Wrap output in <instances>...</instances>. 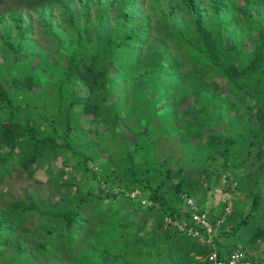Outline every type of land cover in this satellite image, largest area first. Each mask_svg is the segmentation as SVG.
Returning <instances> with one entry per match:
<instances>
[{"label":"trees","instance_id":"16d2710c","mask_svg":"<svg viewBox=\"0 0 264 264\" xmlns=\"http://www.w3.org/2000/svg\"><path fill=\"white\" fill-rule=\"evenodd\" d=\"M11 1L18 9L38 10L57 49L40 52L30 42L29 27L23 28L20 11H8L10 25L0 12V39L11 56L7 67L4 57L0 61V71L10 70L7 86L0 82V182L16 169L39 171L38 158L45 152L61 178L68 179L69 167H78L76 174L87 177L70 184L71 197L56 193L40 199V206L30 202L26 191L21 198L5 199L0 193V264H211L208 257L214 251L219 259L233 252L224 238L237 235L243 247L264 243V189L254 194L246 216L227 225L232 211L224 212L233 189L244 194L250 177L256 179V188L264 187V161L257 167L262 175L245 168L255 155L264 157V0H167L165 12L153 0L169 24L165 39H154L153 46L143 0H96L93 33L89 0ZM116 6L119 13L111 23ZM180 6L188 23L177 22ZM58 9L64 28L53 19ZM67 90L84 99L79 109ZM34 91L40 99L50 95L54 113H47L44 100L40 106L34 102ZM130 95L146 101L137 133L145 135L148 127L154 133L157 121L164 128L159 137H173L182 142L184 152L194 148L211 163L220 160L228 196L220 214L207 213L212 222L224 215L213 237L215 248L164 221L189 218L186 199L199 204V196L206 194L200 177L187 176L180 167L172 173L168 157L161 163L168 179L152 183L148 168L141 175L135 171L134 155L142 148L136 144L124 153L130 158V176L121 179L107 165L99 167L103 158L75 148V137L90 127L82 122L90 108L104 115L109 106L113 112L107 119L113 125L121 122L118 114ZM31 117L39 123H28ZM98 121V126L105 124L102 117ZM243 137L246 154L237 149ZM108 152L103 149V154ZM239 154L242 160L236 164L233 157ZM230 179L237 188L231 190ZM101 182L108 191L100 189ZM134 190L150 204L133 202L126 194ZM239 250L247 255L246 249ZM247 257L258 260L264 255L253 251Z\"/></svg>","mask_w":264,"mask_h":264},{"label":"rangeland","instance_id":"374dc122","mask_svg":"<svg viewBox=\"0 0 264 264\" xmlns=\"http://www.w3.org/2000/svg\"><path fill=\"white\" fill-rule=\"evenodd\" d=\"M153 0H143L142 7V15L145 16L150 22L149 28V44L153 46L154 39L164 40L166 29L169 27L165 17L158 14L155 10V6L152 2ZM160 4L161 9L166 11V3L167 0H157ZM89 5L91 8V32H95V27L93 24V20L95 19L96 13L98 12V7L96 0H89ZM20 11L22 16V25L23 28L26 26L29 27V39L32 45H36L40 52L42 53H52L57 49L56 43L54 40L49 37L43 26V21L39 16V12L36 9H27V8H15L12 5L11 0H0V12H4V23H8L10 25L9 13L8 11ZM181 14L178 16L177 22H185L188 23V16L185 14L184 9L180 6ZM208 10V9H207ZM119 13V8L116 6L113 9V13L111 15V23L113 20L117 18ZM61 15V11L58 9L53 14L54 22L57 23L60 27L64 28V25L59 20ZM208 15H211L208 12ZM2 23H0V37L2 34ZM12 37L15 35V31L11 28ZM5 59V66L10 65L11 56L9 51L6 49L5 45L2 43L0 39V61L1 58ZM30 63V62H28ZM10 67V66H9ZM9 68L7 71H0V82L2 86H7L9 81ZM124 88L132 93L130 87L128 85H124ZM67 95L70 96L71 100L77 103V108L84 103V99L79 98L76 95V91L67 90L65 91ZM48 94H52V91L49 90ZM133 94V93H132ZM131 94V95H132ZM129 96V100L127 106L118 114L119 121H114L113 125H111L110 120L107 119L112 109L108 106L103 114L96 113L95 108H90L89 114L87 115V119H83V126H90L88 131L85 134L80 133L75 137L74 145L75 148L79 151H87L88 154H92L97 158H103V162L99 167H104L107 165L115 171V177L126 179L130 176V158L124 156L125 152H131L134 149L136 144L140 145L142 148L134 155V168L138 175H141V172L148 168L149 172L146 174L147 178L152 182L156 183L160 180L168 179L165 174L166 170L162 167L161 163L163 162V158L170 159V166L172 167V173L176 171L177 168H182L184 173L188 176H198L202 180V189L206 190V194L203 196H199V204L203 209H206V213L210 214V212L221 213V208L225 205V199L228 195L223 192V189L226 187V176L227 173L222 171L221 166H219L220 160L218 163H211L206 159L204 154L200 151L197 152L194 148H191L187 152L183 151V144L181 141L173 138V137H159L161 133L160 128L162 129V123L158 122L153 124L156 128H154V133H151V127L146 128L145 135L139 134L138 131L142 125L138 123V116H140V112L145 110L146 101L140 98ZM47 96V97H46ZM41 99L38 97V93L34 91L33 98L34 102L40 106V102L42 100L45 101L44 105L46 106L47 113H54L55 103L48 100L50 95H46ZM44 98V99H43ZM37 112L41 113V108L37 107ZM46 117V116H45ZM104 118L105 124L103 126H98L100 123L98 118ZM129 118L123 122V119ZM49 120V117H46ZM54 122L57 127H60L62 123L59 121L58 117L55 116ZM28 123L36 124L39 123L38 117H31L28 120ZM164 129V128H163ZM136 130V131H135ZM150 135V136H148ZM113 141V142H112ZM247 146V138L243 137L239 144H237V149H244L243 154H246ZM103 149H108L109 152L103 154ZM255 147L254 154L257 152ZM170 154V156H169ZM242 156V155H241ZM256 156V157H255ZM248 160L245 164V168L250 170L252 173L256 172L259 175H262V171L258 170L257 167L262 164L264 161V157H258L255 155ZM234 163H238L242 158L240 154L236 157H233ZM39 164L42 166L37 172L33 173H21L20 170H15L11 178L6 179L0 182V193L5 194V199L8 198H21L23 193L26 191L31 196L30 202L35 206H40V199H52L53 195L56 193H64L66 196H72V187L70 184L77 183L82 179H86L87 174H76V170H79L78 167H75L74 170L72 168L66 169L68 174V179L61 178L53 168V163L50 159L49 153H41L38 158ZM233 163V164H234ZM91 167V166H90ZM232 166L229 167V172L232 170ZM203 168L207 169V172L204 173L202 171ZM93 170H96V167L92 166ZM174 169V170H173ZM251 174V173H250ZM250 183L243 189V193H239V190L233 189L234 183L236 182L234 179H230L229 182L232 183L233 193L232 196L228 197V202L226 206H229V210L232 211L231 219L229 220L227 225H230V222L233 219L238 217L246 216L250 213V207L252 205V199L255 193H262L264 187L258 189L255 187L253 183L256 180L254 177H250ZM99 186L103 187V183L101 182ZM237 188V187H235ZM101 189V188H100ZM102 190V189H101ZM237 194V195H236ZM39 196V197H36ZM257 211H254L253 214H256ZM227 227V226H226ZM237 238V235L234 236ZM232 238H224V242L228 245L227 249L229 251H234L237 249H246L247 255L249 256L253 251H257L258 254L264 255V243H256L254 246L243 247L241 244L237 243V239ZM234 243V245H232ZM236 243V244H235ZM245 253V252H244ZM246 254V253H245ZM68 259V258H65ZM257 259V258H256ZM260 259V258H258ZM67 263L65 260L63 264Z\"/></svg>","mask_w":264,"mask_h":264},{"label":"built area","instance_id":"2783aa9c","mask_svg":"<svg viewBox=\"0 0 264 264\" xmlns=\"http://www.w3.org/2000/svg\"><path fill=\"white\" fill-rule=\"evenodd\" d=\"M103 183V182H102ZM100 188L104 191H108V187L103 183V187ZM115 193L119 191L118 188L113 190ZM131 198L133 202H138L140 204H150L141 195L138 190H134L126 194ZM187 211L189 212V218L184 221L174 220L170 218H165V224L176 229L180 233H185L188 236L195 238L202 244H207L215 248L213 243V237L218 226L223 222L224 215L221 219L212 222L208 218V214L202 211L199 204H197L192 198L186 199ZM225 214L230 212L229 206L224 208ZM211 264H264V257L258 260L249 259L247 255L237 249L234 250L226 259H219L216 252L210 254L208 257Z\"/></svg>","mask_w":264,"mask_h":264}]
</instances>
